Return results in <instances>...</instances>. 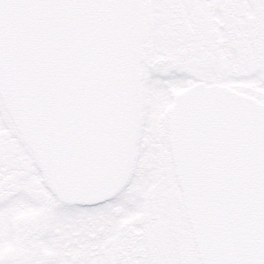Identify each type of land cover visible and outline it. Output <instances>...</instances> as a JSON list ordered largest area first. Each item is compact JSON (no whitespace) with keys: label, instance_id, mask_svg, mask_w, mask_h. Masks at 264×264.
<instances>
[{"label":"snow or ice","instance_id":"6c2138e0","mask_svg":"<svg viewBox=\"0 0 264 264\" xmlns=\"http://www.w3.org/2000/svg\"><path fill=\"white\" fill-rule=\"evenodd\" d=\"M0 264H264V0H0Z\"/></svg>","mask_w":264,"mask_h":264}]
</instances>
